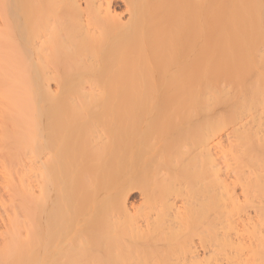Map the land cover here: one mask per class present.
I'll return each mask as SVG.
<instances>
[{
	"label": "bare ground",
	"instance_id": "bare-ground-1",
	"mask_svg": "<svg viewBox=\"0 0 264 264\" xmlns=\"http://www.w3.org/2000/svg\"><path fill=\"white\" fill-rule=\"evenodd\" d=\"M12 138L0 264H264V0H0Z\"/></svg>",
	"mask_w": 264,
	"mask_h": 264
},
{
	"label": "rangeland",
	"instance_id": "rangeland-1",
	"mask_svg": "<svg viewBox=\"0 0 264 264\" xmlns=\"http://www.w3.org/2000/svg\"><path fill=\"white\" fill-rule=\"evenodd\" d=\"M0 142H1V143H0V146H2V147H0V148H1V149H0L1 152H2V153L4 152L3 154L6 156V159L11 160V158H12L11 156H12V155H13V156L15 155L14 151H16V149H15V148H16V145H17V144H16V141L12 138L11 141H10V140H7L6 142H5V141H0ZM2 142H3V143H2ZM9 143H10V145H9ZM12 143H14V144H12ZM2 144H3V145H7V146H4V147H3ZM11 145H13V146H15V147L12 149V148H11ZM13 146H12V147H13ZM6 147H10V148L8 149V148H6ZM4 148H5V149H4ZM7 150H8V151H7ZM13 150H14V151H13ZM6 151L8 152V154H7ZM10 151H13V153L11 154ZM3 154H2V155H3ZM10 154H11V155H10ZM8 155H9V156H8ZM5 156H4V157H5ZM1 157H2V156H1ZM1 157H0V158H1ZM10 157H11V158H10ZM27 158H28V157H27ZM29 159H30L31 163H33V162H32L33 159L35 160L34 157H33V159H31V157H29V158H28V161H29ZM34 160H33V161H34ZM25 162H26V158H25ZM31 163L28 162L29 165H31ZM28 167H29V166H28ZM15 182H17V181H16V180L14 181V184H15V185H13V190H14L13 193L18 192V188H17V190L14 189V188L17 187V185H16ZM15 186H16V187H15ZM2 188H3V187H2ZM2 188H0V189H2ZM3 189H4V188H3ZM3 189H2V190H3ZM33 189H35V188H33ZM5 190H8V189H5ZM9 191H10V190H9ZM4 192H5V191H4ZM6 192H7V191H6ZM10 192H12V191H10ZM0 193H1V192H0ZM2 194H3V193H2ZM2 194H1L0 196H2ZM6 194H7V197H8V192H7ZM10 194H11V193H10ZM11 195H13V194H11ZM11 195H10V196H11ZM134 195H135V194L132 195L131 199L137 201V200H138V199H137L138 196H137V194H136V196H134ZM4 196H5V194H4ZM4 196H3V198L6 197V196H5V197H4ZM17 196H18V193H17ZM8 198H9V197H8ZM17 198H18V197H17ZM133 198H134V199H133ZM6 199H7V198H6ZM9 200H10V199H9ZM9 200H7V201L9 202ZM4 201H6V200H4ZM0 209H1V208H0ZM0 213H1V212H0ZM1 214H2V216H3V214H4V213H3V210H2V213H1ZM2 216H1V217H2ZM4 216H5V215H4ZM0 223H2V221H0Z\"/></svg>",
	"mask_w": 264,
	"mask_h": 264
}]
</instances>
